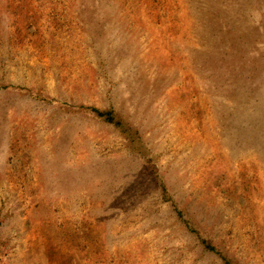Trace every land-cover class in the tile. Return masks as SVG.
Masks as SVG:
<instances>
[{
    "label": "rangeland",
    "instance_id": "374dc122",
    "mask_svg": "<svg viewBox=\"0 0 264 264\" xmlns=\"http://www.w3.org/2000/svg\"><path fill=\"white\" fill-rule=\"evenodd\" d=\"M227 261L264 264V0H0V264Z\"/></svg>",
    "mask_w": 264,
    "mask_h": 264
},
{
    "label": "trees",
    "instance_id": "16d2710c",
    "mask_svg": "<svg viewBox=\"0 0 264 264\" xmlns=\"http://www.w3.org/2000/svg\"><path fill=\"white\" fill-rule=\"evenodd\" d=\"M88 110H90L92 113L97 115L99 118H101L105 122L119 129L129 142L131 141L132 143H135V140L137 139V132H135L131 126L126 124L119 117L116 111L111 110V109L103 111L95 107H89ZM202 242L207 249L215 250L214 247H212L211 243L208 242L207 240H202ZM226 264H230V262L227 261Z\"/></svg>",
    "mask_w": 264,
    "mask_h": 264
}]
</instances>
